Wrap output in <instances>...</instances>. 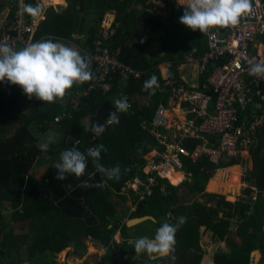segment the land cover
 <instances>
[{
    "label": "trees",
    "instance_id": "trees-1",
    "mask_svg": "<svg viewBox=\"0 0 264 264\" xmlns=\"http://www.w3.org/2000/svg\"><path fill=\"white\" fill-rule=\"evenodd\" d=\"M65 1L64 9L49 7L44 12L33 42L71 39L83 42L84 49H89L99 21L106 12H115V34L109 39V49L112 52L118 49V59L142 71L143 75L131 77L126 84L107 94L95 85L82 98L73 118L59 123L54 118L68 111L59 100L52 104L35 98L29 100L18 86L0 83L1 264H59L57 255L68 248L73 249L74 256H84L88 242L107 248L101 261L96 260L94 264H150L147 254L135 253L134 241L129 242L130 235L151 231L149 237L154 238V231L162 223L174 225L180 216L187 217V222L176 233L175 264L200 263L201 226L225 240L229 247V252L218 251L213 255L214 264H250L254 251L261 254L259 264H264V130L249 150L253 160V167L245 177L249 186L234 201L204 189L216 168L242 164L240 156L224 157L213 164L206 156L193 162L183 155L184 168L192 175L190 180L175 186L167 178L157 177L153 192L133 213H128L126 207L120 211L114 200L136 173L145 179L146 175L137 165H145V154L157 142L144 125L150 124L160 103L167 105L169 101L168 94L157 88L154 95L145 91L143 82L152 75L157 77L158 83L164 80V71L153 68L163 59L174 60L176 68L189 54L202 55L208 49L207 36L180 24L184 8L177 6V0ZM259 1L264 0H253ZM29 3L37 6L32 0ZM133 5L136 7L131 9ZM138 6L143 8L138 9ZM73 34H78L79 38L75 39ZM261 37L264 39V34ZM153 40L161 41L165 56L151 62L146 59L144 50ZM78 51L88 59L83 50ZM225 60L224 57L214 60L209 68ZM98 83L91 80L72 90H85L89 84ZM123 95L129 96L130 109L127 113H118L119 124L105 126V132L95 143L96 147L102 144L106 149L101 153V164L109 168L119 166L120 179L108 181L105 188L80 187L82 182L95 185L104 179L89 159L84 176L77 179L70 175L65 181H57L55 164L59 162V154L70 149L65 141H79L76 149L86 153L92 145V132L85 129H90L92 124H104L115 110L114 99ZM51 133L57 137L56 142L50 145L48 152H43L37 145ZM224 169L211 178L210 188L215 180L226 179ZM169 176L172 180L176 178L172 173ZM131 193L136 202L138 196L132 190ZM6 208L11 210L10 222H27V232L14 231L8 223ZM143 215H153L157 221H144L152 223L149 229L148 226L139 228L144 222L132 227L127 225L129 218ZM119 231L123 239L118 242L115 235ZM138 257L141 261L134 260Z\"/></svg>",
    "mask_w": 264,
    "mask_h": 264
},
{
    "label": "built area",
    "instance_id": "built-area-1",
    "mask_svg": "<svg viewBox=\"0 0 264 264\" xmlns=\"http://www.w3.org/2000/svg\"><path fill=\"white\" fill-rule=\"evenodd\" d=\"M32 1L41 8L43 0ZM7 3L11 16L7 25L0 28V41L19 50L33 41L38 24L44 20V12L50 6L34 18L23 11V5L30 4L29 0H7ZM114 23L106 13L92 40V47L80 49L93 66L92 80L99 83L89 84L85 90L71 89L59 100L68 107V111L56 116V123L73 118L90 88L97 85L103 93H109L120 86L115 77L117 70L133 71L117 59V50L112 52L109 49V39L115 34ZM263 33L264 1L255 3L252 0L251 13L241 19L237 27L214 29L204 34L208 49L202 55L189 54L186 61L177 67L178 71L172 63H163L165 75L159 88L170 95L167 105L160 103L157 106L150 124V131L158 141V148L155 149L158 157L155 160L145 156L146 163L150 160L145 167L151 174L148 181L136 179L141 198L147 196L157 177L167 178L173 185L190 180L192 175L185 170L183 157L194 162L200 156H206L218 163L224 157L240 156L257 141L258 132L264 130V78L249 75V68L252 64L264 62V57L253 53L250 44L257 34ZM223 57L226 60L222 64L209 68L212 61ZM186 65L194 73L192 77L180 69ZM124 96L130 103L129 96ZM104 125L109 126L106 121ZM99 138L101 136L96 137L92 133L90 148L96 147ZM65 143L70 149L80 144L73 140ZM170 172L180 173L181 181L173 183ZM106 252L107 248H103V255L98 261Z\"/></svg>",
    "mask_w": 264,
    "mask_h": 264
},
{
    "label": "clouds",
    "instance_id": "clouds-1",
    "mask_svg": "<svg viewBox=\"0 0 264 264\" xmlns=\"http://www.w3.org/2000/svg\"><path fill=\"white\" fill-rule=\"evenodd\" d=\"M181 6L184 12L179 18L180 24L204 35L214 29L237 27L241 19L251 13L252 0H186ZM23 11L36 18L41 15L42 9L38 5L24 4ZM249 75L258 79L264 78V62L250 65ZM92 79L93 72L88 59L76 48L63 42L42 39L32 41L16 50L10 44L0 41V83L7 82L18 86L29 100L35 98L44 104H52L62 100L74 86L82 85ZM158 87L155 75L143 84V89L153 95ZM113 103L115 110L109 114L107 125L119 124L118 113H127L131 107L126 96L114 99ZM89 130L99 137L105 132V125L92 124L90 129H85V131ZM56 139L54 134H49L38 143L37 147L43 152H48L50 145L54 144ZM103 151L106 149L102 144L89 148L86 153L75 147L65 149L60 152L59 162L55 164L57 172L55 179L65 181L70 175H74L77 179L81 178L85 175L88 161L91 159L96 172L104 179L95 185L82 182L80 187L105 188L108 186V181H118L121 169L119 166L109 168L101 164ZM67 187L71 188V185ZM186 222L187 217L180 216L174 225L162 223L155 230L154 238L148 236L136 238L133 242L135 253L168 258L171 264H175L176 233Z\"/></svg>",
    "mask_w": 264,
    "mask_h": 264
},
{
    "label": "crops",
    "instance_id": "crops-1",
    "mask_svg": "<svg viewBox=\"0 0 264 264\" xmlns=\"http://www.w3.org/2000/svg\"><path fill=\"white\" fill-rule=\"evenodd\" d=\"M55 1L56 2H59L60 4H55ZM259 2H261V1H259ZM184 3H186V0H177V6H181L182 4H184ZM7 0H0V28L1 27H3V26H6L7 25V21H8V17L10 16V13H9V10H8V8H7ZM53 7V8H55V9H64L66 6H67V3H66V1L65 0H43L42 1V4H41V9H42V12L44 11V10H46V8L47 7ZM136 7V5H133L132 7H131V9H133V8H135ZM182 7V6H181ZM141 8H143L142 6H138V9H141ZM107 13V15L109 16V17H111L114 21H115V12H106ZM105 13V14H106ZM104 14V15H105ZM102 20V19H101ZM101 20L99 21V25H100V22H101ZM99 25H98V28H99ZM264 34V33H263ZM263 34H257L256 36H255V38L253 39V41L251 42V44H250V49H251V51L253 52V53H260L261 54V56L262 57H264V39H262V35ZM75 39H78L79 38V35L78 34H73L72 35ZM59 42H63L64 44H66V45H68V46H71V47H74V48H76L77 50L79 49H82V48H84L83 47V42H78V41H75V40H71V39H60V41ZM117 50V59H118V54H119V50L118 49H115V51ZM145 56H146V59L148 60V61H154V60H156V59H159L160 57H164L165 56V49H164V47H163V45H162V43H161V41H158V40H153V41H151L149 44H148V46L145 48ZM119 60V59H118ZM120 62H122V63H124V64H126L125 66H128V67H130L133 71H129V70H127V69H124L123 71H121V70H117L116 72H115V77H116V79L118 80V82H119V84L121 85V84H126L127 83V81L131 78V77H135V78H141L142 77V75H143V72L142 71H140V70H137V69H135L134 67H132L131 65H129V64H127V63H125V62H123V61H121V60H119ZM164 62H170V63H172L173 65H174V67H175V61L174 60H172V59H170V58H166V59H163L162 61H160L158 64H156L155 66H153V68H160V70L161 71H164V66H163V63ZM189 63H187V65H188ZM186 65V66H187ZM177 67H178V65H177ZM176 67V68H177ZM188 67V66H187ZM183 68L184 67H181L180 69L182 70V72H185L186 73V71L185 70H183ZM158 70V69H157ZM137 73V74H136ZM125 75L126 77H123L122 75ZM192 74L194 75V73H192L191 71L190 72H187L186 73V75L188 76V77H192ZM164 75H165V72H164ZM182 77H183V79L184 80H186V81H188L183 75H182ZM196 77H193V79H195ZM164 81V80H163ZM163 81H161L160 83H158V85H160ZM143 84H144V82H143ZM158 90H160V91H162V92H165V93H167L168 94V98H169V93L168 92H166V91H163L162 89H160L159 87L157 88ZM104 94H107V93H104ZM157 108V107H156ZM155 111H156V109H155ZM154 114H155V112H154ZM154 114H153V116H154ZM153 116H152V118H151V120H150V124H151V122H152V119H153ZM107 120V119H106ZM105 120V121H106ZM150 124L148 123V124H145L144 125V128L146 129H148V131H149V133H150V135L151 136H153L154 137V135L151 133V131H150ZM260 131H262V130H260ZM260 131L258 132V134H257V141H258V136H259V133H260ZM155 138V137H154ZM155 140H156V142H157V144L155 145V146H153V147H151V149L148 151L149 152V154L151 153L152 154V156L151 157H149V159H153V153L155 152V149H157L158 148V141H157V139L155 138ZM256 141V142H257ZM250 150V149H249ZM249 150H247V151H243L242 152V154L240 155L241 156V158H242V164L244 163V161H243V158L247 155V163H248V160H250V168H249V170H251L252 169V167H253V160H252V157H251V155H250V152H249ZM148 152L146 153V155H148ZM150 160H148L147 161V163L149 162ZM209 162H211V163H213V164H218V163H214V162H212V161H210V160H208ZM220 162V161H219ZM147 163H145V164H147ZM149 164V163H148ZM242 164H240V165H242ZM137 165V164H136ZM239 165V164H238ZM137 167H138V170L139 171H142L146 176H145V179H142L140 176H139V172L138 173H136L133 177V179H129L128 181H127V185L123 188V191L119 194V196L121 197H119V196H117V199L115 200L116 202H118V209L120 210V211H122L123 209H124V207H126L127 208V211H128V213H133V212H135L136 210H137V207H138V204L141 202V201H143V200H145L146 199V197L145 198H141V195L139 194V190L137 189V181H136V179H139V180H143V181H148V176L151 174L150 172H148V168H146L145 167V165L143 166V167H140L139 165H137ZM228 169L229 171H231V172H237L238 170H239V168L238 167H223V168H216L215 169V171L217 172L218 170H220V169ZM216 172H214V174H212L213 176L215 175V173ZM242 172L243 171H241V175H240V177L242 178ZM213 176H211L209 179L211 180V178L213 177ZM232 176H234V175H232ZM232 176H231V178H232ZM175 177H177V175H175ZM208 179V181H207V183L208 184H206L207 185V188L212 192V190H214V189H212V188H210V186H209V183H210V180ZM170 182V181H169ZM157 185V182H156V184L154 185V186H152L151 188H150V191H149V193L147 194V195H150L152 192H153V189L155 188V186ZM175 186H178V185H175ZM131 190L138 196L137 197V199H136V202H133V200H134V198H133V196H132V193H131ZM161 190L163 191V192H165V187H162L161 188ZM204 191H206V192H208L207 190H206V186H205V189H204ZM217 192H219L218 190H216ZM213 193H215V192H213ZM219 194H221V192L219 193ZM224 194V193H223ZM223 194H221V195H223ZM226 195V194H225ZM224 196V195H223ZM226 196H229V198H231V197H233L234 195H226ZM226 196H225V199H226ZM227 200V199H226ZM230 201V200H229ZM153 216V215H152ZM137 217V216H136ZM155 217V216H154ZM156 218V217H155ZM156 221H157V219H156ZM155 221V222H156ZM139 225V224H138ZM136 226V225H135ZM152 226V225H151ZM130 227H132V226H130ZM149 227H150V225L148 226V229H149ZM235 226H234V224L232 225V228H234ZM139 228H144L142 225L141 226H139ZM199 232H200V245H201V248H202V239L204 238V237H207L210 241H212L214 244H216L217 246H218V248L213 252V253H211V254H209V253H205V251L203 250V248H202V250H203V254H202V258H201V261H200V263L199 264H214L213 263V255L216 253V252H218V251H222V252H229V247H228V245H227V243H226V241L225 240H221V239H219V238H217L213 233H212V231L210 230V229H207L205 226H201L200 227V229H199ZM152 233H151V231L150 232H148V233H142V232H134L133 234H131L130 235V237H129V242L130 243H132L136 238H138V237H142V236H148L149 237V235H151ZM149 238H153V237H149ZM115 239L119 242V241H121L123 238H122V234H121V232L119 231V232H117V234L115 235ZM91 243H93V242H91ZM91 243H89L91 246L89 247V244H88V248H87V252L85 253V255L84 256H82V257H77V256H74L73 254H72V252H73V249L72 248H68L67 250H65V253H64V251L62 252V253H64V256H63V258L62 259H57V261H58V263L59 264H87L86 263V260H87V258L89 257V255L91 254V253H89V248H92L91 250H96L97 251V249H99L98 247L99 246H97L95 243V246H93ZM101 249H103L102 247H100V250L98 251V252H100L101 253ZM95 254V253H94ZM253 254V255H252ZM251 254V257H250V260H251V263L250 264H259L260 263V260H261V254L258 252V251H254L253 253ZM103 255V254H102ZM102 255H100V256H102ZM61 256V255H60ZM100 256H97L96 257V260L98 261L99 260V257ZM128 257V256H127ZM253 258V259H252ZM167 259L168 258H163V257H160V256H157V255H153V256H149L148 255V257L146 258V260L147 261H150L151 263L150 264H171V263H169L168 261H167ZM260 259V260H259ZM134 260H139V261H141V259L138 257V258H134ZM0 264H1V261H0Z\"/></svg>",
    "mask_w": 264,
    "mask_h": 264
},
{
    "label": "rangeland",
    "instance_id": "rangeland-1",
    "mask_svg": "<svg viewBox=\"0 0 264 264\" xmlns=\"http://www.w3.org/2000/svg\"><path fill=\"white\" fill-rule=\"evenodd\" d=\"M55 4H60V3L55 1ZM183 70H185V71L187 70L186 73L191 71L190 67H187V66H184ZM51 134H53V133H51ZM145 156H146L147 159H149V157H151L152 154L151 153L148 154V155L145 154ZM157 157H158V155H157V153L155 151L153 153V159L156 160ZM246 157H247V155L243 158L244 163L242 165H240V164L239 165H235V167H238L239 168V170L237 172H234L233 173V172L229 171L228 169H224V172H226V174H227L226 179L223 180V181H221V182L215 180L212 183L211 188H215L219 192H217L216 190H212V192H215L217 194H219L221 192V194L224 193L223 194L224 196H226V195H234L231 198H229V196H226V199L227 200H230V201L236 200L239 196H241L243 194L245 188H247L249 186V183L245 180V177L247 176L248 170L250 168V160H248V163H247V158ZM241 171H243L242 172V178L240 177ZM176 175L178 177V178H175L176 181H174L175 179L172 180V178H171V181L177 184V183L180 182V179L182 178V175L180 173H176ZM232 175H234V176H232ZM231 176H232V178H231ZM206 190L208 192H211L207 188V185H206ZM116 199H117V196H114V200H116ZM5 214L8 215V223H10V225H12L15 228L14 231L17 234L27 232V226H26L27 222H18V223H16V222H10L11 210H8V208H6ZM149 225H152V223L151 222H144L142 224L143 227H147ZM233 230H234V228L232 229V231L230 233L231 235H233ZM201 242H202V248L205 251V253L211 254V253H213L218 248V246L216 244H214L212 241H210L207 237H204ZM89 243H91V242H88V244ZM91 244L93 245L94 243H91ZM90 246L91 245L89 244V247ZM93 246H95V244ZM98 248L99 249H97V251L96 250H91L92 248H89V253H91V254L87 258L86 263H88V264H94L95 261H96V257L103 254V249H101V253H100V252H98L100 250V247H98ZM64 253H65V251H64ZM64 253L58 254L57 255V259H62L63 256H64ZM22 264H28V263H22Z\"/></svg>",
    "mask_w": 264,
    "mask_h": 264
},
{
    "label": "water",
    "instance_id": "water-1",
    "mask_svg": "<svg viewBox=\"0 0 264 264\" xmlns=\"http://www.w3.org/2000/svg\"><path fill=\"white\" fill-rule=\"evenodd\" d=\"M147 220L156 221V218L152 215L137 216V217L129 218L127 220V225L128 226H135V225H138V224H140L144 221H147Z\"/></svg>",
    "mask_w": 264,
    "mask_h": 264
},
{
    "label": "bare ground",
    "instance_id": "bare-ground-1",
    "mask_svg": "<svg viewBox=\"0 0 264 264\" xmlns=\"http://www.w3.org/2000/svg\"><path fill=\"white\" fill-rule=\"evenodd\" d=\"M170 173H172V174H174V175H176L175 173H173V172H170ZM176 178H178V177H176ZM180 181H181V179H180ZM174 183V182H173Z\"/></svg>",
    "mask_w": 264,
    "mask_h": 264
}]
</instances>
